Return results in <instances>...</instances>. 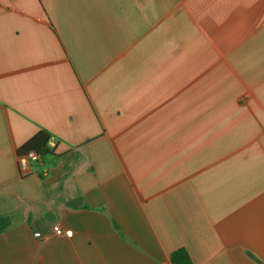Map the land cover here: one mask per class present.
<instances>
[{
  "label": "crops",
  "instance_id": "1",
  "mask_svg": "<svg viewBox=\"0 0 264 264\" xmlns=\"http://www.w3.org/2000/svg\"><path fill=\"white\" fill-rule=\"evenodd\" d=\"M0 216V264H264V0H0Z\"/></svg>",
  "mask_w": 264,
  "mask_h": 264
},
{
  "label": "trees",
  "instance_id": "2",
  "mask_svg": "<svg viewBox=\"0 0 264 264\" xmlns=\"http://www.w3.org/2000/svg\"><path fill=\"white\" fill-rule=\"evenodd\" d=\"M50 135L46 132H41L36 135L27 145L26 152L34 151L40 156L49 153ZM10 218L8 216H0V234L10 227ZM172 264H193L190 255L184 249H180L171 254Z\"/></svg>",
  "mask_w": 264,
  "mask_h": 264
},
{
  "label": "built area",
  "instance_id": "3",
  "mask_svg": "<svg viewBox=\"0 0 264 264\" xmlns=\"http://www.w3.org/2000/svg\"><path fill=\"white\" fill-rule=\"evenodd\" d=\"M40 158H41V156L34 151H29L26 154L19 156L18 167H19V171H20L21 175L27 176L31 171L32 162H36ZM55 231H56L57 235L62 234V231L60 230L59 227H56Z\"/></svg>",
  "mask_w": 264,
  "mask_h": 264
}]
</instances>
